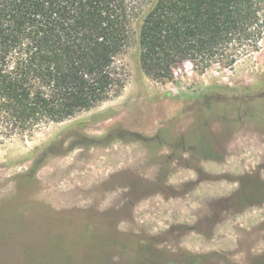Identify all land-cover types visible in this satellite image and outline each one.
Segmentation results:
<instances>
[{"label":"rangeland","instance_id":"374dc122","mask_svg":"<svg viewBox=\"0 0 264 264\" xmlns=\"http://www.w3.org/2000/svg\"><path fill=\"white\" fill-rule=\"evenodd\" d=\"M0 136V264H264V41Z\"/></svg>","mask_w":264,"mask_h":264},{"label":"trees","instance_id":"16d2710c","mask_svg":"<svg viewBox=\"0 0 264 264\" xmlns=\"http://www.w3.org/2000/svg\"><path fill=\"white\" fill-rule=\"evenodd\" d=\"M263 41L264 0H0V136L118 96L133 47L167 83L187 60L229 68Z\"/></svg>","mask_w":264,"mask_h":264}]
</instances>
